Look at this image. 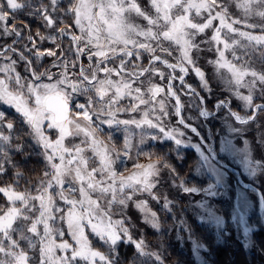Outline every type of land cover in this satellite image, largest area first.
Masks as SVG:
<instances>
[{
  "label": "snow or ice",
  "instance_id": "1",
  "mask_svg": "<svg viewBox=\"0 0 264 264\" xmlns=\"http://www.w3.org/2000/svg\"><path fill=\"white\" fill-rule=\"evenodd\" d=\"M46 41L54 48L41 50ZM213 80L227 93L218 107L237 99L239 121L264 117V0H0V105L18 114L0 111V264H142L151 245L137 249L126 213L147 212L142 197L159 192L167 169L141 145L180 144L188 103L210 114L201 96L215 93ZM105 124L124 133L120 149L100 138ZM134 148L150 162L117 171ZM30 156L46 162L36 181L22 163ZM125 242L134 252L122 260Z\"/></svg>",
  "mask_w": 264,
  "mask_h": 264
},
{
  "label": "rangeland",
  "instance_id": "2",
  "mask_svg": "<svg viewBox=\"0 0 264 264\" xmlns=\"http://www.w3.org/2000/svg\"><path fill=\"white\" fill-rule=\"evenodd\" d=\"M144 2L141 0L142 6ZM27 19L20 15L14 22L19 25ZM9 23L13 21L9 20ZM29 23L33 31L40 27L35 20ZM39 47L41 50L54 48L47 41ZM57 54L75 58L74 54L61 53L59 50ZM54 59L45 56L43 64L50 65ZM81 63L87 67L88 61L81 58ZM205 68L210 70L208 65ZM59 71L58 68L53 69V72ZM72 71L75 72V69ZM196 71L203 79V73L199 69ZM209 74L214 73L209 71ZM189 83L196 85L191 77ZM212 83L215 93L206 95V98L201 96V104L206 106L210 114L201 116L200 105L189 102L186 116L191 123L184 122V139L180 144L167 136H161L158 140L141 145L144 153L154 154L153 160L157 157L162 159L167 169L160 173L163 179L159 192L142 197L147 212L130 205L126 213L130 218L126 224L131 235L134 239H140L135 242L137 249L144 239L151 245V255L140 257L142 264H218L219 260L214 261L212 245L208 240L212 237L215 238L214 245L229 248V260L237 261L241 253L253 259V264H264V117L255 119L251 124L239 121L244 110L243 102L233 99L231 108L228 105L218 107V101L222 104L227 93L216 80ZM85 100L78 94L73 96L74 104L84 103ZM186 100L182 96V102ZM0 111H4L10 120H18V114L8 106L0 105ZM72 111L79 110L73 108ZM120 118L127 119L129 115L121 113ZM79 122L85 123L82 117ZM101 127L103 132L100 138L107 142V137L111 135L116 148L120 149L124 133L106 124ZM49 134L56 137L55 130H49ZM75 142L78 143L79 138ZM71 143L72 138H68L65 146L71 147ZM135 152L134 148L132 159L118 162L117 171L128 175L135 170L134 163L150 162L145 155H141L137 161ZM85 155L91 156V153ZM27 160L30 162L24 165L26 175L33 181L39 180L46 162L39 156H30ZM40 162L43 163L42 169L37 167ZM89 163L93 166L96 162L90 160ZM59 203L63 205L62 201ZM189 218L211 230H207L205 236L196 234L190 227ZM126 245L123 243L120 247L122 260L130 258L134 252V247L128 248ZM169 250L177 251L179 256L168 261ZM182 254L186 259H182Z\"/></svg>",
  "mask_w": 264,
  "mask_h": 264
},
{
  "label": "trees",
  "instance_id": "3",
  "mask_svg": "<svg viewBox=\"0 0 264 264\" xmlns=\"http://www.w3.org/2000/svg\"><path fill=\"white\" fill-rule=\"evenodd\" d=\"M193 156L195 157V154H193ZM193 157V158H194ZM195 159V158H194ZM193 160V159H192ZM28 162H30L29 160H23V166L25 165V164H28ZM34 162L35 163H37L35 160H34ZM37 167L38 168H40V169H42V167H43V163L42 162H40V164H37ZM182 167V166H181ZM177 169L179 170L180 169V166H178L177 167ZM26 170V169H25ZM27 173V172H26ZM188 222L190 223V227H192L193 228V231L196 233V234H198V235H202V236H205V234H206V231L207 230H211L209 227H207V226H205V225H203V224H201V223H199V222H196L194 219H192V218H189L188 219ZM208 240H210V243H211V245H212V251H213V253H214V257H215V259H214V261L215 260H219V263L218 264H236L237 262H239V261H241V260H243V264H253L252 263V260L253 259H251V258H249L247 255H241V253L239 254V259L237 260V261H231V260H229L230 259V256H229V254H228V249H227V247H225V245H223V246H218V245H214L213 244V242H214V240H215V238H208ZM124 244H127L126 242L124 243ZM123 245V244H122ZM121 245V246H122ZM120 246V247H121ZM127 246V245H126ZM128 248H131L132 246H127ZM133 248V247H132ZM126 252L128 253V250H126ZM169 255H168V257H167V259H168V261H170V260H174V259H176L177 258V256H179V255H177V254H179V253H177V251H175V250H169ZM247 254H249L248 252H246ZM180 256H182V259H186V257H183L184 255L182 254V255H180ZM250 257H252L253 258V256L251 255ZM255 259H256V256H255ZM214 261H213V263H214ZM230 261V262H229ZM238 264V263H237Z\"/></svg>",
  "mask_w": 264,
  "mask_h": 264
}]
</instances>
